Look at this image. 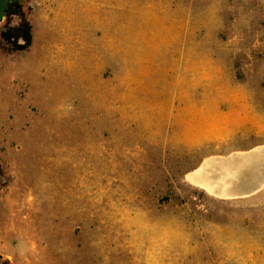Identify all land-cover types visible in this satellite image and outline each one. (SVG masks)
Segmentation results:
<instances>
[{"label":"rangeland","instance_id":"rangeland-1","mask_svg":"<svg viewBox=\"0 0 264 264\" xmlns=\"http://www.w3.org/2000/svg\"><path fill=\"white\" fill-rule=\"evenodd\" d=\"M34 2L0 49V264H264V189L188 179L264 147V0Z\"/></svg>","mask_w":264,"mask_h":264},{"label":"water","instance_id":"water-1","mask_svg":"<svg viewBox=\"0 0 264 264\" xmlns=\"http://www.w3.org/2000/svg\"><path fill=\"white\" fill-rule=\"evenodd\" d=\"M12 2L13 0H0V25ZM216 168L223 171L220 177V181L224 183L222 186H218L213 177H206L208 172H216ZM194 175L193 180L189 179L191 183L207 189L217 197L225 199L252 197L264 189V147L222 160L207 161Z\"/></svg>","mask_w":264,"mask_h":264},{"label":"trees","instance_id":"trees-1","mask_svg":"<svg viewBox=\"0 0 264 264\" xmlns=\"http://www.w3.org/2000/svg\"><path fill=\"white\" fill-rule=\"evenodd\" d=\"M6 16L13 26L8 23L5 29L0 31V49L6 54L28 51L33 43L32 26L24 16L22 5L13 0Z\"/></svg>","mask_w":264,"mask_h":264},{"label":"flooded vegetation","instance_id":"flooded-vegetation-1","mask_svg":"<svg viewBox=\"0 0 264 264\" xmlns=\"http://www.w3.org/2000/svg\"><path fill=\"white\" fill-rule=\"evenodd\" d=\"M18 1L23 8V12H24V16L26 17V19L28 20V16L31 14V12L36 8V3L34 2V0H16ZM9 17H5L3 23L0 25V31H3L6 27V25H8L9 23ZM15 19V17L13 18ZM29 21V20H28ZM30 23V22H29ZM11 26H13V23H9ZM31 24V23H30ZM32 26V24H31ZM32 34H33V27H32ZM1 38V37H0ZM32 47V46H31ZM30 47V48H31ZM29 51V50H28ZM28 51H24V52H16V53H12V54H7V55H18V54H22Z\"/></svg>","mask_w":264,"mask_h":264},{"label":"bare ground","instance_id":"bare-ground-1","mask_svg":"<svg viewBox=\"0 0 264 264\" xmlns=\"http://www.w3.org/2000/svg\"><path fill=\"white\" fill-rule=\"evenodd\" d=\"M217 170H219V171H222V170H220V169H218V168H216ZM211 174H212V172H210ZM193 178H194V175L192 174V175H189V177H188V179H190V180H193ZM214 181H216V180H214ZM217 184H218V186L220 185V186H222L224 183H218V182H216Z\"/></svg>","mask_w":264,"mask_h":264},{"label":"crops","instance_id":"crops-1","mask_svg":"<svg viewBox=\"0 0 264 264\" xmlns=\"http://www.w3.org/2000/svg\"><path fill=\"white\" fill-rule=\"evenodd\" d=\"M194 175V174H193Z\"/></svg>","mask_w":264,"mask_h":264}]
</instances>
